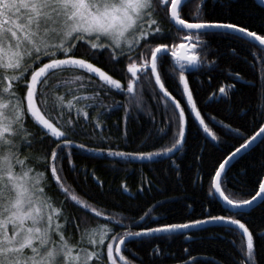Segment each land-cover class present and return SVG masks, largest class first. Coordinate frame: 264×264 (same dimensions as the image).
<instances>
[{"label": "trees", "instance_id": "trees-1", "mask_svg": "<svg viewBox=\"0 0 264 264\" xmlns=\"http://www.w3.org/2000/svg\"><path fill=\"white\" fill-rule=\"evenodd\" d=\"M182 7V17L189 22L196 19L236 22L238 26L247 25L258 35L264 34L261 30L264 6L257 0H187ZM156 19L163 35L152 40L153 47L157 44L169 48L175 45L178 50L183 43L190 46L183 39L187 32L178 31L162 11ZM207 33L201 38L203 43L197 42L201 63L186 67L184 71L204 127L197 122L192 105L188 103L183 84L179 82V66L170 52L158 62L161 82L168 96H164V91L155 84V77L139 83L135 97L116 89L102 93L103 142L99 138L100 130L90 126L83 131L78 128L76 134L70 136L73 145L64 149L65 159L58 168L63 167L59 175L63 186L69 190V196L76 195L82 202L101 211L103 216L97 218L70 198L66 199L52 179L49 194L63 207L65 214L82 218L92 225L104 222V217H112L107 223L121 234L125 230L190 224L209 220L210 216L241 218L218 200L212 185L219 165L264 124V70L261 67L264 52L260 51L262 46L251 41L229 38L218 31ZM85 52L86 49L80 47L77 58H87ZM90 62L119 80L122 86L126 85L129 75L126 59L121 58L116 63L105 52ZM75 74L85 77L87 94L100 90L102 82L93 74L72 70L57 75H61L62 81ZM220 87H224L228 94L219 93ZM177 103L180 109H175ZM120 105L128 109L126 123L125 108ZM181 109L185 114V140L179 151L174 149L149 161L107 155L109 150L147 153L162 152L171 147L177 128L173 121L169 129L168 120L178 116ZM92 116L95 117L94 112ZM67 118L65 111V120ZM27 125L37 131L30 119ZM205 127L208 132L204 131ZM125 128L127 139L124 138ZM157 128H165L168 134L148 138L149 131L154 132ZM213 136L216 139H212ZM81 144L85 147H79ZM54 147L52 139L45 138L43 143L35 141L25 152L42 157L44 153L50 154ZM100 148L104 151H93ZM263 180L264 142L261 140L229 166L221 187L229 198L251 199L259 190L257 181ZM239 213L243 214L241 222L254 232L255 264H264V240L258 238V234L264 232V204ZM116 220L122 223L117 225ZM243 243L239 229L218 224L189 232L175 230L129 238L124 254L131 264H193L194 259L197 264H242Z\"/></svg>", "mask_w": 264, "mask_h": 264}, {"label": "snow or ice", "instance_id": "snow-or-ice-1", "mask_svg": "<svg viewBox=\"0 0 264 264\" xmlns=\"http://www.w3.org/2000/svg\"><path fill=\"white\" fill-rule=\"evenodd\" d=\"M185 2L0 0V264H131L124 254L129 238L172 233L209 221H220L241 230L244 241L241 251L245 254L242 264H255L254 232L241 222L243 214L239 212L236 215L241 218L210 216L209 220H197L191 224H167L141 231L125 230L121 234L107 223L112 217H104V222L92 225L82 218L65 214L63 207L49 194V182L54 179L66 199L70 198L97 218L103 216L101 211L82 202L76 195L69 196V190L63 186L59 175L63 167L58 168L65 159L64 149L73 145L70 136L75 135L78 128L83 131L90 126L100 130L99 138L103 142L102 93L116 89L135 97L137 85L150 77H155V84L164 91L158 62L170 52L179 66V82L183 84L188 103L191 104L192 94L188 92L184 71L186 67L201 63L197 42L203 43L201 38L208 35L202 30L224 29V35L229 38L251 41L253 44L258 42L262 46L260 51L264 52V34L258 35L256 31H250L247 25L238 26L236 22L205 19L189 22L182 17ZM161 11L169 23L178 26V31L187 30L183 39L190 44V49L178 53L175 45L171 48L165 44L152 46V40L163 35L156 19ZM261 30L264 31V22ZM237 33L239 36H236ZM80 47L86 49L84 55L87 58H77ZM180 48L183 49L184 45L181 44ZM105 52L116 63L121 58L127 60L129 75L126 85L122 86L119 80L90 62ZM261 67L264 70V57L261 58ZM72 70L98 77L102 82L100 90L87 94L83 75L75 74L62 81L61 75H57ZM62 88L63 93L59 94ZM82 90L85 91L82 93ZM53 92L57 94L53 95ZM219 93L228 94L224 87L219 88ZM164 96H168L166 91ZM136 104L140 106L139 101ZM120 107L125 108L126 123L128 109L124 105ZM175 109H180L178 103ZM65 111L68 113L66 120ZM93 112L95 117L92 116ZM196 118L200 119L198 112ZM29 119L37 131L28 127ZM173 121L177 128L176 139L171 147L162 152L109 150L107 155L152 160L174 149L179 151L185 140V114L182 109L178 116L169 118V129ZM200 123L203 125L204 121L200 120ZM204 131L208 132L209 129L205 127ZM167 134L165 128H157L154 132L149 131L148 138ZM257 137L264 142V127H260L259 132L241 144L236 152L250 147ZM45 138H51L55 145L50 154L36 157L25 152V149L33 147L35 141L43 143ZM124 138L127 139L126 128ZM79 147L85 146L81 144ZM227 163H221L215 172L212 185L215 191L233 209L251 206L257 197L264 204V182L260 181H257L259 190L251 199L234 200L224 195L221 175ZM121 223V220L115 221L117 225ZM258 238L264 240V232H260ZM193 264H197L195 259Z\"/></svg>", "mask_w": 264, "mask_h": 264}, {"label": "water", "instance_id": "water-1", "mask_svg": "<svg viewBox=\"0 0 264 264\" xmlns=\"http://www.w3.org/2000/svg\"><path fill=\"white\" fill-rule=\"evenodd\" d=\"M186 1H187V0H186ZM257 1H258L260 4H262V5L264 6V0H257ZM175 27L178 28V26H175ZM183 31H186V32H187V30H183ZM202 31H206V32H215V31H218V32H223V33L226 32V30H224V29H215V28H213V29H207V30H202ZM236 36H239V34L237 33ZM255 43L259 45L258 42H255ZM183 45H184V48L181 49V48L179 47V49L177 50L178 53H180L181 51H186V50L190 49V46H189L187 43H183ZM189 54H190V52H189ZM188 92H190L189 87H188ZM185 93H186V92H185ZM190 93H191V92H190ZM186 96H187V98H188L187 93H186ZM191 105H192V110H193V105H195V104H194V101H193V98H192V103H191ZM197 112H198V110H197V108H196V106H195V110H193V113H194L195 117H196V113H197ZM196 120H197V122L200 124L201 127H204V124L202 125V124L200 123V120H202L201 116H200V119H197V118H196ZM262 127H264V124H263ZM258 132H259V131H258ZM258 132H257V133H258ZM257 133H255V135H256ZM255 135H254V136H255ZM252 137H253V136H252ZM252 137H251V138H252ZM251 138H250L249 140H251ZM260 141H261V138H260V137H257V139L255 140V142L251 143L250 147H248V148H246V149L241 148L240 151H239L238 153H237L236 151H234L233 153H236L235 156H234V158H233V153H232L227 159H225V161H228V163H227L226 166H225L224 172H222V175H221V181H222V178H223L224 174L226 173L227 169L229 168V166H230L235 160H237L241 155H243L244 153H246V152H248L249 150H251L254 146H256ZM153 159H154V158H153ZM153 159H152V160H153ZM138 161H149V160H147V159H145V160H140V159H138ZM225 161H224V162H225ZM224 162H223V163H224ZM218 170H219V169H218ZM214 179H215V178H214ZM263 182H264V180H263ZM213 190H214V193H215L216 197L218 198V200H219V201H220V202H221L226 208H228V209H230V210H232V211H235V212H247V211H249L250 209L256 207L257 205H259V204L261 203L260 198L257 197V199H256L255 201H253V203H252L251 206H244V207H242L241 209H238V210H237V209H233L230 205H228V204L226 203V201L223 199V197H221L220 194L217 193V192L215 191L214 187H213ZM221 191L223 192L222 187H221ZM224 195H225V194H224ZM225 196H226V195H225ZM190 224H191V223H190ZM218 224H223V225H225L223 222H220V221H209V222H207V223H203V224H200V225H196L195 227H189V228H187V229H177V230H178V231H186V232H189V231H193V230L200 229V228L205 227V226L218 225ZM240 232H241V230H240Z\"/></svg>", "mask_w": 264, "mask_h": 264}]
</instances>
